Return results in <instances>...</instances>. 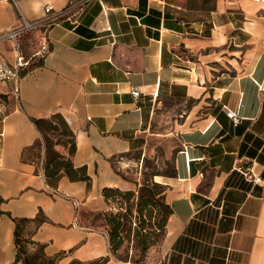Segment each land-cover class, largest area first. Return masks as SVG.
I'll return each mask as SVG.
<instances>
[{
  "label": "crops",
  "instance_id": "0c3cea01",
  "mask_svg": "<svg viewBox=\"0 0 264 264\" xmlns=\"http://www.w3.org/2000/svg\"><path fill=\"white\" fill-rule=\"evenodd\" d=\"M67 1L0 0V60L16 56L3 34ZM44 30L18 44L45 56L0 82V264H132L103 219L138 188L114 167L164 99L191 104L174 174L153 176L170 209L161 264H264V0H90Z\"/></svg>",
  "mask_w": 264,
  "mask_h": 264
},
{
  "label": "rangeland",
  "instance_id": "374dc122",
  "mask_svg": "<svg viewBox=\"0 0 264 264\" xmlns=\"http://www.w3.org/2000/svg\"><path fill=\"white\" fill-rule=\"evenodd\" d=\"M190 104V100H162L154 113L145 138L132 151L122 156L120 163L115 164L116 172L126 179L136 181L137 186L147 178L153 180L152 173H157L158 176L172 174L174 155L179 148V141L172 132L173 122L175 117ZM53 120L58 127L57 132H64L62 119L54 117ZM133 193L129 198L114 194L115 209L112 213H124L129 210L123 222L126 226L129 221L131 224L130 232L121 231L122 242L117 246L115 256L122 261H130L132 264H161L163 259L159 257V254L164 235L165 216L161 203L159 199H156L153 205L142 207L141 204L138 205L140 196L138 188ZM103 221L105 222L104 219ZM108 227L110 228L109 225ZM143 235L146 236L150 245L147 251L141 254L138 242ZM116 242L117 239L111 244V249Z\"/></svg>",
  "mask_w": 264,
  "mask_h": 264
},
{
  "label": "built area",
  "instance_id": "2783aa9c",
  "mask_svg": "<svg viewBox=\"0 0 264 264\" xmlns=\"http://www.w3.org/2000/svg\"><path fill=\"white\" fill-rule=\"evenodd\" d=\"M12 2L16 5V0H12ZM89 2L90 0H68L66 5L59 10H55L52 5L46 4L43 7V16L40 20L34 22L23 20V24L20 28L3 34L1 38H9L15 43L16 56L13 64H9L0 60V82L11 80L18 82L21 71L30 65L31 60L37 57H44L48 52V47L43 44L36 52L31 55V57L26 58L20 52L18 44V39L23 33L38 27H43L45 29L44 31H46L50 26L59 23L61 20H67L70 24L75 26ZM130 93L133 97V100L137 101L140 96V91L137 88L132 87L130 89ZM226 115L231 119L233 125L238 124L241 120V118L235 112L230 110H226ZM249 177L252 181L257 180V177L253 174ZM72 203L77 208L79 202L75 199H72ZM102 233L104 236H106V232L102 231Z\"/></svg>",
  "mask_w": 264,
  "mask_h": 264
},
{
  "label": "trees",
  "instance_id": "16d2710c",
  "mask_svg": "<svg viewBox=\"0 0 264 264\" xmlns=\"http://www.w3.org/2000/svg\"><path fill=\"white\" fill-rule=\"evenodd\" d=\"M35 125L41 129L40 123L41 120H34ZM174 174V168L173 173L168 175L172 176ZM153 176L157 175V173H152ZM164 190V186L160 183H157L150 179H145V181L138 186V192L140 193V196L138 198V205L141 204L142 207L153 205L157 200L161 203V208L164 211V222L166 220L167 215L170 212V209L167 204L163 202V196L162 192ZM120 195H123L126 198H129L132 194H134L132 191H125L121 192L118 191ZM157 197V198H156ZM140 207V208H142ZM129 214V210H126L124 213L118 212V213H108L104 215L105 222L107 225L110 226V244H113L115 239H117V242L114 244V247L112 248V251L115 252L117 250V246L121 244L122 238L120 236L121 231L123 230L125 233L130 232L131 230V224L129 221L128 226H126V223L123 222L124 218H126ZM150 243L147 241V238L145 235L142 236L140 241L138 242V246L140 247L141 254H144L147 249L149 248Z\"/></svg>",
  "mask_w": 264,
  "mask_h": 264
}]
</instances>
